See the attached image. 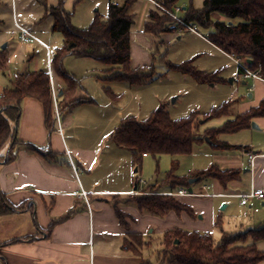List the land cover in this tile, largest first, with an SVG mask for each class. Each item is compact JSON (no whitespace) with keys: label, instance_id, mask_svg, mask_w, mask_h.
Returning a JSON list of instances; mask_svg holds the SVG:
<instances>
[{"label":"crops","instance_id":"crops-1","mask_svg":"<svg viewBox=\"0 0 264 264\" xmlns=\"http://www.w3.org/2000/svg\"><path fill=\"white\" fill-rule=\"evenodd\" d=\"M71 1L65 0L64 10L72 15L69 8ZM212 18L215 21L224 20L218 13L212 14ZM26 29L39 38V32L34 31L33 26ZM202 40L234 61L207 39ZM45 46L43 47L49 54L47 71L51 88L57 96V106L53 102L52 123L48 127L42 104L35 99L25 98L16 122L15 138L18 142L8 144L3 150L4 160L0 161V191L20 210L0 217V264H161L157 257L151 259L146 252L149 246L146 235H149L151 226L158 225L163 235L174 229L200 234H205L214 227L221 229V218L217 214L212 213L207 221L205 213L197 217L200 210L192 208L195 200H188L187 196L177 198L193 209L194 216L168 212L165 216L158 217L138 210L133 199L137 196L134 194L136 181L141 179L136 173L141 167L139 170L137 167L134 169L128 151L126 158L121 161L123 151L110 141L112 132L125 118L117 126L109 128V124L114 123V115L103 110L104 106L98 105L81 89L79 94L76 92L75 98L83 97L84 102L71 111H62L59 92L64 89L65 82L59 78L55 83L51 51ZM6 69L7 65L0 70L3 76H6ZM34 71L37 70H23L15 74L8 71L7 79L10 84L4 81L0 85V94L11 86L17 74ZM234 73L235 79L230 83L241 79L248 97L227 101L232 104L230 114L228 117L224 116V123L257 108L264 101V80L244 79L239 69ZM201 122L203 124L206 121ZM251 123L257 128L251 125L235 133L220 134L216 138L218 142L240 148L217 149L208 137L194 145L205 142L209 144L210 160L204 170L206 167L217 166L220 170L239 173L237 180L227 183L226 187L212 179L194 183L191 187L194 191L196 186H200L194 193L203 189L209 194V184L214 190L213 195L220 200L219 205L227 203L222 209L229 208L231 204L243 210L251 208L249 204H252V211L260 202L264 206V199L254 198L243 206L239 198L253 190H264V116L254 118ZM13 127L15 128V122ZM88 127L93 128V133L87 131ZM106 139L109 140L107 148L104 146ZM107 149L104 159L100 158L101 151ZM248 154L255 156L252 163L248 162ZM69 156L79 168L77 176L70 166ZM177 158L175 160L178 162ZM189 175L191 173L186 176ZM203 182L205 184L202 185ZM147 184L154 186L153 188L158 186L157 190L163 191L158 183ZM80 190L88 194L87 199L77 197L76 193ZM171 192H175V189L160 194ZM116 210L126 216L128 227L120 224ZM218 218L219 226L216 225ZM261 227H264V221H256L253 228H244L243 224L239 226L238 232L232 234ZM133 233L140 235L145 243L139 255L132 254L124 246L129 234ZM256 246L264 252V242H258Z\"/></svg>","mask_w":264,"mask_h":264},{"label":"trees","instance_id":"trees-1","mask_svg":"<svg viewBox=\"0 0 264 264\" xmlns=\"http://www.w3.org/2000/svg\"><path fill=\"white\" fill-rule=\"evenodd\" d=\"M162 8L173 10L177 0H155ZM65 0L49 8L48 15L52 18V30L63 35V46L52 56L53 72L64 80L66 89L59 96L63 110L71 111L76 105L84 102L76 99L75 95L79 82L68 75L63 69L64 58L70 56L77 59H91L108 67L107 81L126 82L131 86H139L148 82L152 77L150 71L130 68V29L133 16L129 11L136 0H125L122 5L109 0L108 13L105 19L98 15L85 29H78L71 23V14L64 10ZM159 9H150L144 31L155 37L168 32L164 26L170 19L160 15ZM218 13L224 20L215 21L212 14ZM183 20L193 23L204 30H209L206 39L225 54L242 59L249 70L256 72L264 80V0H204L199 10L190 8ZM170 66L194 77L199 83L219 81L215 75H204L189 66ZM7 65L4 51H0V70ZM240 74L242 69L238 67ZM112 99L116 97L106 90ZM25 98H32L40 102L46 115V124L52 123V94L49 74L47 70H37L17 74L9 88L0 94V161L4 160L3 150L8 144H16L13 123L20 117L21 104ZM75 98V99H73ZM230 102H224L217 109L206 115V121L215 117L230 114ZM264 116V101L257 107L244 114L226 121L222 126L205 131V138H210L217 149H236L227 143L218 142L220 134L235 133L251 126L254 118ZM196 114L187 118L171 119L162 108L154 110L147 120L137 121L125 118L110 136V141L118 148L127 150L131 155L134 167L139 170L143 157L152 155H171L175 158L190 155L195 144L203 142V136L198 135L199 121ZM9 157V156H8ZM13 157V156H12ZM6 160H9L7 158ZM176 160L167 174L165 184L172 190L176 187L191 188V179L198 182L212 179L217 180L223 187L238 178L237 171L220 170L217 166L196 171L189 176H177ZM139 180V179H138ZM138 180L136 186L138 188ZM151 189V187H148ZM141 213L158 217L168 212L185 213L194 216L193 209L168 195H139L133 199ZM20 210L13 206L0 191V217ZM116 215L123 227H128L124 221L126 216L116 210ZM220 220L216 222L219 226ZM248 239L250 240L248 242ZM178 243H175V241ZM124 245L129 252L139 255L145 243L138 234H129ZM264 242V227L247 230L242 233H222L216 242L209 233L183 231L174 229L163 235L162 249L159 255L167 264H264V252L258 250L257 243Z\"/></svg>","mask_w":264,"mask_h":264},{"label":"rangeland","instance_id":"rangeland-1","mask_svg":"<svg viewBox=\"0 0 264 264\" xmlns=\"http://www.w3.org/2000/svg\"><path fill=\"white\" fill-rule=\"evenodd\" d=\"M115 1L119 5L125 2V0ZM203 1L177 0L174 11L178 8L179 11L175 13L178 17L183 18L188 9H201ZM56 2L57 0H44V3L42 0H0V50L6 46L2 51L7 57V72L4 71L6 76L0 72V85L5 82L10 84L7 79L8 71L15 74L18 71L23 72V70H47L49 55L47 50L37 42L22 43L17 25L33 26L34 31L39 32L40 39L35 33H32L50 48L52 57L55 51L63 46V35L59 31L52 30V18L47 12ZM108 5L109 0H72L69 6L72 13V25L78 29H85L96 15L105 19ZM150 9L156 10L157 7L145 0H136L129 11L133 16V25L130 29V68L131 70L141 68L150 71L152 77L146 79L148 82L139 86H131L126 82H109L106 80L108 67L91 59H77L68 56L63 60V69L79 82L78 94L80 89L86 91L88 97L101 107L104 106L103 110L114 115V123H112L113 125L109 124V128L117 126L122 118H134L137 121L147 120L154 110L162 107L174 120L196 114V119L199 121L197 133L201 136L204 135V139L205 131L222 126L228 117H215L206 121L207 114L213 109H217L223 102L248 97V93L244 91L245 86L241 84V79L230 83L232 79H235L236 73L234 72L238 69L237 63L209 46L206 41L202 40L203 38L194 33L181 32L182 34H178L176 21L159 8L160 15H166L170 19L169 23L164 26L168 32L162 33L158 37L146 33L144 26ZM198 28L204 37L208 35L209 30H204L199 26ZM188 62H192L189 66L193 67L195 71L204 75H215L220 80L199 83L193 76L170 68V66H184ZM58 79L59 77L54 73L55 83ZM65 89L66 85L62 90ZM107 89L116 99L111 98L106 92ZM53 112L52 108V114ZM232 112L234 113L233 110ZM201 121L206 122L201 124ZM87 131L93 133V128L88 127ZM108 143L109 140L106 139L104 143L106 148ZM209 149V144L205 142V144L194 146L190 155L177 158L178 167L175 175L183 177L189 173L204 170L205 166L209 165V155L211 154ZM120 150L123 151L120 157L122 161L126 158L127 150ZM106 152L108 149L101 151L100 158L104 159ZM174 160L175 157L171 155L159 157L149 155L147 158H143L141 170L136 175L152 185L158 183L163 190H157L158 186L153 188L154 186L147 184L144 193L157 196L161 192L171 190L165 184V179ZM203 184L205 183L203 182ZM199 188L200 186H196L194 192H197ZM177 189L176 187L175 191ZM208 192L206 197L195 198L189 195L187 199L195 200V205L192 208L200 210L197 217L205 213L207 221L213 213L221 218V229L214 227L207 232L216 242L222 236L221 230L224 233H234L238 232L240 225L244 224V228L247 226L253 228L256 221H264V206L261 202L254 205V211H252V204H249L251 208L248 207L246 210L236 208L235 204H231L227 209H222L223 205L227 203L219 205L220 200L213 195L214 190L209 187V184ZM174 198L178 200L177 197ZM124 221L126 224L128 223L126 218ZM159 230L158 225L149 228L148 232L150 233L146 235L149 246L146 252L151 259L157 257L161 264H167L159 255V251L163 248L161 245L163 233ZM124 244L127 245V242Z\"/></svg>","mask_w":264,"mask_h":264},{"label":"built area","instance_id":"built-area-1","mask_svg":"<svg viewBox=\"0 0 264 264\" xmlns=\"http://www.w3.org/2000/svg\"><path fill=\"white\" fill-rule=\"evenodd\" d=\"M152 4H154L157 8L161 9L163 12L167 13L171 18H173L175 21H176V25L178 26V32L179 33H183V32H189V33H194L195 35L197 36H200L201 38L203 39H206V36L204 37L200 32H199V28L196 24H193V23H186L182 17H178L176 15L175 12H178L179 9L177 8L176 11L171 10H166L164 8H162L155 0H146ZM112 3L114 4H118L115 0H112ZM18 28H19V32H20V41L22 43H31V42H37L43 46H45L44 44H42L41 41L38 40V38L31 32L29 31L28 29L22 27V26H19L17 25ZM45 48L48 50V48L45 46ZM233 58V57H232ZM235 63H237V66L240 67L243 71L242 73V77L244 79H249V78H254V79H262L260 77V75L256 72H253L251 70L248 69L247 67V63L242 60V59H235L233 58ZM263 80V79H262ZM51 94H52V97H53V102H55V107L57 106V102H56V99H57V96L54 92V90L51 88ZM255 156L252 155V154H248V162L249 163H252L253 160H254ZM69 163H70V166L72 168V170L74 171L75 175H79V168L77 167V164L75 163V161L69 156ZM147 186V182L142 180V179H139L138 180V188H136L134 194L135 195H143V194H147V193H144V188ZM77 197L80 198V199H87V196L88 194L83 191V190H80L76 193ZM160 195H168V196H173V197H180V196H189V195H197V196H207L208 194L203 191L199 192V193H194V191H192V193L190 194L188 192V188H185V187H180L178 188L175 192H171V193H168V194H160ZM264 199V190L263 189H258V190H253L251 191L249 194L247 195H242L240 196V204L243 205V206H246L248 204V202L252 199Z\"/></svg>","mask_w":264,"mask_h":264},{"label":"water","instance_id":"water-1","mask_svg":"<svg viewBox=\"0 0 264 264\" xmlns=\"http://www.w3.org/2000/svg\"><path fill=\"white\" fill-rule=\"evenodd\" d=\"M4 48H5V46H3L2 49H4ZM61 94H62V92L59 93V96H60ZM16 125H17V123L15 122V133H14V139H15V136H16ZM251 125H252L253 128H257V126H256L254 123H252ZM197 182H198V179H191V180L189 181V183L192 184V185H193L194 183H197ZM188 192L191 194V193H192V189L189 188V189H188ZM223 208H224V207H223ZM175 243H178V241L176 240Z\"/></svg>","mask_w":264,"mask_h":264}]
</instances>
